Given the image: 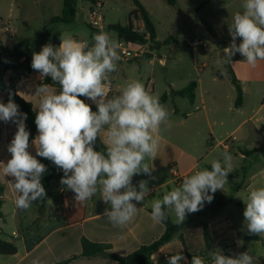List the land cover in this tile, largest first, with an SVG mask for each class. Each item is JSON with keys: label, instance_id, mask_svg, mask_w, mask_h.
<instances>
[{"label": "clouds", "instance_id": "9594fccd", "mask_svg": "<svg viewBox=\"0 0 264 264\" xmlns=\"http://www.w3.org/2000/svg\"><path fill=\"white\" fill-rule=\"evenodd\" d=\"M231 43L224 48L225 60L241 54L249 65L264 60V0H244L243 11L233 16L229 26ZM237 38L241 42L237 44ZM93 43L78 42L70 34L60 35L59 46L47 43L33 52L31 67L41 78L50 77L57 91L49 84L37 87L38 112L35 124L38 135L31 141L36 155L28 151L30 132L26 128V114L10 98L0 102V121L16 124L17 131L7 151L11 158L0 162L4 177H11L17 193L14 203L27 210L32 203L46 197L42 177L46 165L36 157L51 161L63 171L60 183L75 193L82 204L97 192L109 207L103 216L113 227L124 228L137 214L136 203L145 200L151 189L148 181L133 184L138 174L151 176L153 168L145 162L154 160L159 141L154 136L161 124L169 119V112L159 97L150 93L139 80L126 83L119 95L108 98L106 90L110 74L117 70L120 60L119 43L101 31L92 37ZM85 97L96 105L93 111ZM103 134L104 151L95 148ZM223 163L213 160L211 170L205 168L184 177L179 187L166 192L162 199H153L151 218L166 219V209L175 214L176 223H184L186 216L202 210L211 203L217 190H222L232 171V156L222 153ZM211 193V194H210ZM244 227L247 234L264 236V185L250 189L243 200ZM212 264H255L249 252L232 256L220 250L208 253ZM155 257V256H154ZM168 264H180L186 257L181 251L167 258ZM31 264H46L39 257ZM191 264H205L200 256H192Z\"/></svg>", "mask_w": 264, "mask_h": 264}, {"label": "crops", "instance_id": "0c3cea01", "mask_svg": "<svg viewBox=\"0 0 264 264\" xmlns=\"http://www.w3.org/2000/svg\"><path fill=\"white\" fill-rule=\"evenodd\" d=\"M14 1L16 2V0ZM138 1L146 10L148 9V0ZM212 4H215V0H206L204 6L201 5L199 7L202 9L200 11L201 14ZM148 13L150 14L149 11ZM212 17L214 19H222V13L215 10ZM151 18L154 23L152 15ZM134 19L137 25H132L136 28L139 26V19L136 17ZM0 41L3 44L1 36ZM153 51L149 48L147 52L152 53ZM26 58L28 56L25 54L22 61H25ZM139 60H142V58ZM139 60L132 62H138ZM205 73V68L197 72V88L195 100L192 103L194 106L193 111L187 107H181V104L188 102L189 99L187 97H173L171 93L183 89L195 78H189L190 80H187L182 88L175 89L171 84L162 92L157 93L154 79L147 77L146 80H143V73L140 71V67L120 65L115 72L110 74V84L106 89L108 96L112 93L115 94L113 96L119 95L121 88L126 83L132 80H139L150 93L158 96L159 100L163 95H168L166 101H160L165 107L169 101L174 104L169 119L161 124L158 133H154V136L159 141L156 158L145 161L149 167L153 168L151 176L141 173L133 177V184L137 186V190H139L138 182L146 180L151 191L143 202L137 203L133 201L139 210L134 219L124 228L113 227L108 219L103 216L105 208L109 206L100 198L99 192L86 202L69 207L66 197L71 193V190L60 183L61 179L52 182V194L46 199L43 213H40V205L37 203H32L27 210H20L14 203L17 193L10 182L12 178H5L2 171H0V200L3 201L2 212L4 213V217L0 218V237L7 241H13L17 246L16 254L0 255V264H31L32 260L37 257L45 261L46 264H116L117 262L110 257L82 256V239L87 238L92 242L110 244L113 253L128 255L142 246L150 245L161 238L165 233V227L161 222H156L151 218V203L153 199L163 198L166 191H162V189L167 188L168 192L173 187L176 188L182 184L175 183L174 170L177 174L184 176L205 168L209 169L208 167L211 166L213 160H220L223 163L222 153L227 151L232 156V171L230 173L232 176L227 179L234 181V176L239 175V169L235 168L234 160L247 159L256 151V148L253 151L240 150V155L234 156V142L244 143L246 137L243 138V136H236L237 140L232 141L228 149H224L219 145L220 141L235 135V132L240 130L244 122L240 123L234 130V97L231 98L232 101H229L227 111L224 112L217 95L218 81L215 77L212 81L204 83L203 76ZM11 74V71L6 74V81ZM44 79L45 77L41 78L40 73L32 69L31 64L29 68L23 70L22 76L16 78L15 88L17 94L25 101L32 103L36 112H38L36 108L38 99L33 95ZM52 87L57 91L59 90L58 86L52 85ZM7 96L6 91L0 90V102L6 103ZM86 103L90 104L91 107H96L88 99H86ZM244 104L245 97L243 98L242 106L237 107V109L242 108ZM0 129L2 132L0 162L6 163L11 158V154L7 151V146L13 139L17 126L12 122L5 123L0 121ZM101 140L103 141V134ZM260 146H262V143L261 145L258 144L257 148ZM29 151L32 155H36V149L32 143ZM36 158L39 159L38 156ZM0 169H2V165H0ZM56 169L61 170L59 168ZM262 185H264V167L254 172L252 171L244 188L240 186L238 194L243 190L245 193L242 199L234 196V189L232 190L231 185L226 183L222 190L215 192L211 203L205 202L202 210L189 214V218L185 219V221L194 220L182 232L185 247L179 237H175L152 255L153 264H168V256L174 255L177 251H181L186 257L185 250L192 256L203 258L205 264H212V260H207L205 253V227L208 229L209 240L215 250H220L226 256L237 254L238 242L235 241L234 235L236 233L238 236L242 235V243H244L247 231L244 223L242 226L234 223V204H236V208L243 211L246 207L243 200L247 198L250 189ZM153 186H156V188ZM211 208L213 210L207 212ZM167 210L172 221L176 223L173 218V211L171 209ZM39 221L37 231H34L33 226L38 224ZM260 237L262 240H253L249 244L247 252L252 243L264 244V236ZM74 256L76 258L71 260ZM66 261L69 262L65 263ZM180 264H185V261H181ZM187 264H189L188 260Z\"/></svg>", "mask_w": 264, "mask_h": 264}, {"label": "rangeland", "instance_id": "374dc122", "mask_svg": "<svg viewBox=\"0 0 264 264\" xmlns=\"http://www.w3.org/2000/svg\"><path fill=\"white\" fill-rule=\"evenodd\" d=\"M101 1L104 4L102 16L105 27L102 31L107 32L111 39L119 43L117 33L109 27L117 24L127 27L130 22L134 26L137 25L132 16L136 8L134 0ZM205 2L206 0H176V4L172 5L168 0H148L147 10L154 20L156 43L158 44V48L152 52L154 57L138 62L118 61L117 68L120 65L140 67L143 80L147 77L154 79L157 93L162 92L171 84L175 89L182 88L187 80H190L189 78H195L194 81H196L198 70L203 68L206 69L203 76L204 83L216 77L217 95L224 112L227 111L229 101L231 102V98L234 97V130L244 122L235 135L246 137V141L242 144L234 142L233 155H240V150L253 151L256 148V151L247 159L234 160V166L239 169V175L234 176V181L228 179L227 182L232 190L234 189V196L242 199L245 193L243 190L238 194L240 186L244 188L252 171L264 167V60L252 66L244 61L245 58L239 53L233 55L231 59H224L226 54H224L221 43L226 42L228 45L231 43L229 26L233 22L234 14L243 11L244 0H215V4L206 8L201 14L202 9L199 7L204 6ZM63 7L64 0H16V2L1 0L2 45L8 49L22 45L21 50L30 60H32L33 52H39L45 44L51 43L56 46L53 38L46 43L41 42V35L47 30H50L53 35L70 34L74 40L91 45L93 35L101 31H94L89 26L90 3L86 0H78L75 22L50 24L52 17L62 15ZM215 10L222 13V19L212 17ZM9 27L13 30L12 34L7 32ZM195 41H202L207 47L194 48L192 43ZM236 42L239 44L240 38H237ZM230 69L234 71L243 88L245 104L242 108L237 109L235 105L237 93L231 82ZM185 103L181 104V107H187L193 111L192 102L188 100ZM173 108V102L169 101L166 106L169 115ZM261 143L262 146L257 148ZM167 190V188L162 189L166 192ZM235 205L234 223L242 226L245 208L240 211ZM213 208L208 209L207 212ZM173 218L175 220V214ZM186 218H189V214ZM39 223L40 221L33 226L34 231H37ZM234 239L238 242L237 254H239L243 237L236 233ZM248 252L254 257L255 264H263V243H252Z\"/></svg>", "mask_w": 264, "mask_h": 264}, {"label": "trees", "instance_id": "16d2710c", "mask_svg": "<svg viewBox=\"0 0 264 264\" xmlns=\"http://www.w3.org/2000/svg\"><path fill=\"white\" fill-rule=\"evenodd\" d=\"M86 1L89 2L92 6L94 3H96L99 0H86ZM168 1L172 5H175L176 3V0H168ZM134 2L136 5V9L133 12L132 16L136 18L138 17V15L142 16L146 24V28L149 34V39L147 40L145 35L136 33L134 31V26L132 25V23H130L129 26L127 27H123L117 24V25H112L109 28L117 33L119 41H124L130 45H145L149 43L150 48L154 50L155 48H158V44L156 43V31L151 15L138 0H134ZM77 5H78V0H64L62 15L60 17H52L50 20V24H55V23L71 24L75 22L77 15ZM51 38L54 39L55 45L59 46L61 42L60 34L53 35L50 30L45 31L41 35V42L46 43ZM221 46L224 49L228 46V44L226 42H222ZM21 47L22 45H18L13 49H8L5 48L0 41V90L7 92L8 96L6 103L8 102L11 95V98L19 106L20 112L26 114L25 124L27 130L30 132L29 139L31 144V141L36 137L38 133L35 124V117L37 112L34 110L32 103L25 101L17 94L15 88L16 87L15 72L17 70L23 71L29 68L31 64V61L28 58H26L25 61H22V59L25 57V54L21 50ZM9 71H11L12 74L10 78L6 81L5 77ZM230 74H231L232 85L235 87L237 93V99L235 105L236 107H241L243 104V96H244L243 88L240 83V80L236 77L232 69H230ZM41 84H53V82L50 77H45V79L43 80V82H41ZM53 85L59 87L58 84H53ZM196 88H197V82L191 81L183 89L178 91H173L171 95L173 97L185 96L193 103L195 100ZM113 95L115 94L114 93L109 94L108 98H112ZM80 98L85 100L86 102L87 98L85 97H80ZM167 99H168V95H163L160 98V101L163 102L166 101ZM92 110L96 111L97 108L92 107ZM1 133L2 132L0 129V145H1ZM95 148L97 151H104L105 144L102 142V140L98 138ZM38 160H40L41 163L45 164L47 168L46 173L42 177V183L46 189V197L43 199H38L33 203L39 204L40 213H43L45 209L46 199L50 197L52 194L51 193L52 182L60 180L63 175L58 169L54 167V164L51 161L41 157H39ZM208 168L211 170V166H209ZM231 176L232 175L229 173L228 178H231ZM0 191H1V187H0ZM2 206H3V201L0 200V218L4 217V213L2 212ZM165 211H166V219L160 221L165 227V233L161 238L157 239L152 244L142 246L137 251L128 255H118L112 252V246L110 244L92 242L87 238H83L81 241V246H82L81 255L84 257H98V256L110 257L117 262L116 264H153V260L151 259L152 255L155 254L162 246L171 242L175 237H179L182 245L185 247V242L182 232L185 228H187L189 225H191L194 222V220H186L184 221V223H174L170 217L168 210L166 209ZM253 240H262V239L260 236L249 235L246 232L244 243L242 246L243 252H245L248 249L249 244ZM205 243H206L205 253L207 256V260H211V257L208 255V253L215 249L209 240L207 227H205ZM16 253H17L16 244L13 241H7L0 237V255H14ZM185 255L187 257L189 264H191L192 255H190L186 250H185ZM74 258H76V256H74L71 260H73ZM69 261H66L65 263H68Z\"/></svg>", "mask_w": 264, "mask_h": 264}, {"label": "built area", "instance_id": "2783aa9c", "mask_svg": "<svg viewBox=\"0 0 264 264\" xmlns=\"http://www.w3.org/2000/svg\"><path fill=\"white\" fill-rule=\"evenodd\" d=\"M103 8H104V4L102 3L101 0H99L91 6V9L89 11L88 23L93 29L97 31H102L105 28L103 24V16H102ZM137 19H139V26L134 28V31L138 34L145 35L148 40L149 34L144 19L142 18L141 15H138ZM7 32L13 33V30L9 27L7 28ZM119 45L120 47L118 49V52L120 55V60L125 62H132L141 59L150 48L149 43L145 45H130L124 41H119ZM192 45L194 48L207 47L206 44L203 43L202 41H195L192 43ZM236 140H237L236 135H232L228 139L220 141L219 145L224 149H228L232 141H236ZM60 172L62 175H64L62 170H60ZM174 173H175V183L177 184H181L183 182L184 177L188 176V175L181 176L177 174L175 170ZM153 187L156 188V186ZM74 197H75V193L73 191H71V193L67 195L66 199L69 207L79 204L74 199Z\"/></svg>", "mask_w": 264, "mask_h": 264}, {"label": "water", "instance_id": "95a60500", "mask_svg": "<svg viewBox=\"0 0 264 264\" xmlns=\"http://www.w3.org/2000/svg\"><path fill=\"white\" fill-rule=\"evenodd\" d=\"M224 54H225V53H224ZM152 57H154V55H153L152 53L146 52V53L144 54V56L142 57V61H146L147 59L152 58ZM22 75H23V71H22V70H17V71L15 72V77H16V78H19V77L22 76Z\"/></svg>", "mask_w": 264, "mask_h": 264}]
</instances>
